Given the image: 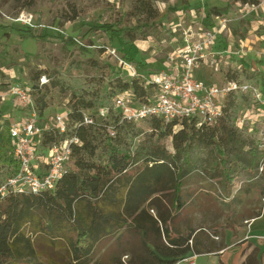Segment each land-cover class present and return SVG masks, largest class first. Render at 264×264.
<instances>
[{
    "label": "trees",
    "instance_id": "16d2710c",
    "mask_svg": "<svg viewBox=\"0 0 264 264\" xmlns=\"http://www.w3.org/2000/svg\"><path fill=\"white\" fill-rule=\"evenodd\" d=\"M224 2L223 7H210L208 21L235 3L264 4V0ZM32 3L29 0L28 4ZM169 9L158 12L150 0H132L128 10L113 11L102 17L99 25L91 26L81 49L92 45L90 34L97 31L123 32L132 41L144 39ZM78 15L73 6L66 20H75ZM22 31L40 41L46 38L45 33L29 27ZM66 40L74 42L71 37ZM91 66L97 70L95 77L49 74V85L39 82L47 71L31 76L30 92L41 94L42 101L36 106L39 119L46 107L45 95L52 87L70 91L64 131L43 128L42 145L48 148L72 137L79 142L70 144L66 173L52 189L8 194L0 201V264H44L33 258L31 235L53 239L60 232L67 234L68 264H175L190 251L201 253L194 249L196 233L188 219L183 234L178 222L190 206L192 193L184 188V180L193 169H200L207 180L219 186V195L229 200L225 224L230 229L237 223L234 198L240 193L260 195L264 191V121L251 127L238 125L240 113L252 103L248 91L227 93L223 112L213 124L198 126L193 118L166 122L155 116L134 120L114 109L113 98L129 91L136 104L147 102L153 93V86L145 85L150 72L126 73L125 78L111 75L97 62ZM223 77L257 86L264 95V74L260 71L250 73L244 64L235 67L229 63ZM104 107L106 114L96 115ZM86 111L94 119L91 124L83 123ZM108 128L113 129V135ZM11 151L7 126H0V185L18 171ZM148 206L154 207L153 214ZM260 215V211H251L245 217ZM123 255L127 261H122ZM245 263H253L250 255Z\"/></svg>",
    "mask_w": 264,
    "mask_h": 264
},
{
    "label": "rangeland",
    "instance_id": "374dc122",
    "mask_svg": "<svg viewBox=\"0 0 264 264\" xmlns=\"http://www.w3.org/2000/svg\"><path fill=\"white\" fill-rule=\"evenodd\" d=\"M150 1L158 12L168 7L170 9L162 22L151 28L144 39L132 41L123 32L97 31L90 34L92 45L82 50L86 31L91 26L99 25L102 17L106 18L111 12L128 10L132 0H33L31 5L28 4L29 0H0V92L4 95L3 99L0 98V126L6 127L13 116L19 115L8 86L19 84L31 87V76L40 70L47 71L41 76H45V84L48 85L51 82L49 74L69 73L72 76L95 77L97 70L91 66L93 61L106 66L111 75L125 76L126 71L120 66L118 57L128 62L136 61L132 65L137 67L138 72L151 73L159 69L156 67L157 62H163L175 44L181 43L180 27L173 31L171 26L181 21L183 25L194 22L193 25L205 28L212 26L219 20H216L217 16H211L210 21L206 19L210 7H223L225 4L224 0H186V3L183 0ZM73 6L79 15L75 20H66ZM172 8H176V11ZM218 17L226 21L214 49L219 52L224 49L232 51L226 57L228 64L235 67L244 64L250 73L260 71L264 74V4L254 6L235 3ZM27 27L45 33V40H37L22 31ZM67 37L74 39V42H68ZM108 49H115L117 56L110 55ZM225 69V64L216 72L207 66L199 74L208 81L220 84L225 82ZM42 92L46 93L45 90ZM69 92L52 87L46 93V107L40 122H47L48 129L52 127V119L56 115L69 111ZM31 95L38 107V102L42 101L41 94H33L31 91ZM263 109L258 106L257 110L251 112V116H260ZM248 121L251 120L245 123ZM41 138L42 135L38 137L37 151L46 148ZM184 188L192 193V198L189 208L179 216L178 222L182 234L186 232V219L195 230L194 249L200 250L202 254L195 259V264H248L245 263L248 255L252 258V264H264V191L260 195L252 191L248 195L240 193L234 198L237 223L230 229L225 224L230 208L229 200L219 195L216 183L207 180L202 171L196 168L184 180ZM235 193L236 190L233 195ZM148 209L152 214L155 212L154 207L148 206ZM251 211H260L261 215L250 227V233L256 236L248 238L250 233L247 221L253 218L245 217V214ZM30 239L36 261L44 264L70 262L66 232H60L53 239L44 234L31 235ZM225 247L229 249L224 254L223 262L217 255ZM208 248L218 250L206 253ZM126 257L122 256V261H127ZM184 257L188 258L186 255ZM190 262L191 259H187L181 264Z\"/></svg>",
    "mask_w": 264,
    "mask_h": 264
},
{
    "label": "built area",
    "instance_id": "2783aa9c",
    "mask_svg": "<svg viewBox=\"0 0 264 264\" xmlns=\"http://www.w3.org/2000/svg\"><path fill=\"white\" fill-rule=\"evenodd\" d=\"M202 2L203 0H198ZM219 22L212 26L183 25L171 26L173 31L180 27V44L165 57L164 67L146 76L145 85L153 86V93L145 103L136 104L133 94L129 91L113 98V107L128 119L140 120L147 116H155L168 122L172 119L193 118L196 124H213L223 112V100L227 93L235 89L246 90L251 96V105L244 107L239 116L238 125L251 127L256 121H264V109L260 116H251V112L264 107V95L259 87L249 84H238L234 81L215 83L203 78L199 72L204 67L219 71L220 66H227L231 54L224 49H214L218 36L225 27L226 19L216 17ZM221 21V22H220ZM110 55L117 56L115 49H108ZM120 66L128 75L138 74L137 67L131 62L118 57ZM40 84L47 82L45 76L39 79ZM8 92L15 107L20 112L18 118L7 126L12 145V156L18 163V171L0 185V201L8 194L37 193L52 189L55 183L66 173L67 162L71 153L70 144L78 143L76 137L52 144L42 151H37L38 137L48 123H41L35 101L28 86L12 84ZM4 95L0 92V98ZM107 108H101L96 115L104 116ZM248 119V123H245ZM89 111L83 115V123H93ZM67 114H58L52 119V127L64 131ZM244 123V124H243ZM110 135L114 134L108 128ZM189 258L183 257L181 261ZM176 264V263H175Z\"/></svg>",
    "mask_w": 264,
    "mask_h": 264
},
{
    "label": "crops",
    "instance_id": "0c3cea01",
    "mask_svg": "<svg viewBox=\"0 0 264 264\" xmlns=\"http://www.w3.org/2000/svg\"><path fill=\"white\" fill-rule=\"evenodd\" d=\"M165 61V60H164ZM164 61L163 62H157V66L156 67H158L159 69H161V68H163L164 67ZM156 70V69H155ZM19 115H20V112H19ZM19 115H16V116H13V119H15V118H18V116ZM13 119H12V121H13ZM11 121V122H12ZM9 125V124H8ZM7 125V126H8ZM260 217H257V218H253V219H251V220H249V221H247V222H249V233H250V227H251V225H252V223H254L257 219H259ZM254 236H256V234H252V233H250V235L248 234V238H251V237H254ZM247 238V239H248ZM228 249H229V247H225V249L223 250V251H221L220 253H218L219 255H217L218 256V259L220 258V260L221 261H223V262H225L224 260H225V255L224 254H226L227 252H228ZM242 249V248H241ZM216 252V251H215ZM207 253V252H206ZM200 255H202V254H195L194 252H188L187 254H186V256L189 258V259H191V262H190V264H195V259L197 258V257H199ZM238 255H240V252L238 253ZM123 256H127V255H123ZM127 258V257H126ZM181 262H184V261H181V260H178L177 262H176V264H181ZM217 262H219V261H217ZM216 262V263H217ZM215 264V263H214Z\"/></svg>",
    "mask_w": 264,
    "mask_h": 264
}]
</instances>
